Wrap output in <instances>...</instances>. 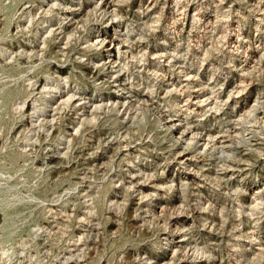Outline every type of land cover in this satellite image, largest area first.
<instances>
[{"label":"rangeland","instance_id":"1","mask_svg":"<svg viewBox=\"0 0 264 264\" xmlns=\"http://www.w3.org/2000/svg\"><path fill=\"white\" fill-rule=\"evenodd\" d=\"M0 264H264V0H0Z\"/></svg>","mask_w":264,"mask_h":264},{"label":"bare ground","instance_id":"2","mask_svg":"<svg viewBox=\"0 0 264 264\" xmlns=\"http://www.w3.org/2000/svg\"><path fill=\"white\" fill-rule=\"evenodd\" d=\"M105 2H106V1H105ZM104 5H105V4H104ZM111 5H112V4H111ZM112 6H113V5H112ZM109 8H110V7H109ZM107 10H108V9H107ZM114 12H115V10L112 11V13H113L112 16H113V18H114V17L117 18L118 15H116ZM85 16H86V15H85ZM72 17H74V16H72ZM42 21H44V20H42ZM44 23H45V21H44ZM119 23H120V22H119ZM50 27H51V26H50ZM63 39H64V38H63ZM31 50H32V49H31ZM88 51H89V50H88ZM110 54H111V53H110ZM115 62H116V61H115ZM45 84H46V83H45ZM50 85H51V84H50ZM52 85H53V84H52ZM46 86H47V85H46ZM117 89H118V88H117ZM57 90H58V89H57ZM60 91H61V90H60ZM58 93H59V92H58ZM42 99H43V98H42ZM71 99H72V97H69L67 101H70ZM67 101H66V102H67ZM118 111H119V110H118ZM42 112H43V111H42ZM174 126H175V125H174ZM186 162H187V161H186ZM152 183H153V182H152ZM154 184H155V183H154ZM151 189H152V188H151ZM150 191H151V190H150ZM160 191H162V190H160ZM156 195H157V194H156ZM182 242H183V241H182ZM176 245H177V244H176ZM179 247H180V246H179Z\"/></svg>","mask_w":264,"mask_h":264}]
</instances>
